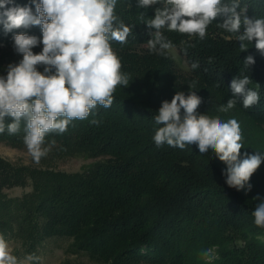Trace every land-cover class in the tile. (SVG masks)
Returning a JSON list of instances; mask_svg holds the SVG:
<instances>
[{
    "label": "trees",
    "instance_id": "obj_1",
    "mask_svg": "<svg viewBox=\"0 0 264 264\" xmlns=\"http://www.w3.org/2000/svg\"><path fill=\"white\" fill-rule=\"evenodd\" d=\"M239 2L248 7L249 18H264V0ZM14 4L32 7L35 13L32 0ZM157 7L143 9L137 0H117L115 15L132 31L126 43H110L129 85L116 87L110 107L98 104L86 119H73L63 133L45 137L51 158L94 157L91 163L69 171L12 162L0 155V236L14 243L11 254L17 262H37L44 240L60 235L72 238L68 251L84 252L104 264H264V240H257L264 228L252 215L261 201L251 198L264 197V162L249 180L258 182L255 191L247 185L238 191L226 184L222 170L227 166L212 150L200 154L195 144L184 149L157 147L153 140L162 126L154 120L162 101L171 102L178 91L187 95L190 88L202 99L198 114L237 120L242 154H264V56L255 41H245L249 49L241 52L235 35L218 27L222 17L208 25L203 39L161 29L165 41L184 56L183 69L169 48L162 54L159 46L155 52L149 50L153 37L145 23ZM22 32L42 38L40 26L5 33L0 24V48L7 63L22 59L12 39ZM42 47L33 52L40 53ZM249 55L255 64L248 70L243 60ZM193 63L198 64L196 69ZM38 70L42 72L43 66ZM237 75H248V87L259 93L258 103L249 108L230 90ZM230 98L235 106L221 111ZM11 122L5 117L0 139L24 145L25 122L21 120L19 131L9 134ZM15 186L29 189L12 195L8 190ZM212 247L216 254L210 258Z\"/></svg>",
    "mask_w": 264,
    "mask_h": 264
},
{
    "label": "clouds",
    "instance_id": "obj_2",
    "mask_svg": "<svg viewBox=\"0 0 264 264\" xmlns=\"http://www.w3.org/2000/svg\"><path fill=\"white\" fill-rule=\"evenodd\" d=\"M116 3L117 0H32L33 13L32 7L0 0V24L5 33L30 26H40L42 30V38L23 32L12 37L14 51L22 59L7 66L6 76L0 75V133L5 131V117L12 118L7 124L9 134L18 132L23 120L24 143L35 162L39 163L50 150L44 147L46 135L63 133L70 121L86 119L98 104L110 107L116 87L129 85L130 78L121 72V61L110 43H126L132 31L115 15ZM153 5L159 7L145 23L153 37L148 41L150 51H157L159 46L162 54L172 46L165 41L163 28L203 39L208 25L222 17L218 27L235 35L241 52L249 49L245 41H255V48L264 56V18H249L248 7H241L239 0H137L139 8ZM41 44L42 51L34 53L33 48ZM243 63L249 70L255 59L249 55ZM38 66H43L42 72ZM191 67L196 69L198 64ZM250 83L248 75H237L230 82L232 95L242 98L245 108L260 99L259 93L248 87ZM201 103V97L190 88L187 95L178 91L171 102L162 101L154 117L156 124L162 125L153 136L155 145L184 149L195 144L200 154L212 150L227 166L222 170L226 184L238 191L247 185L250 191V177L264 162V154H242L244 146L237 120L224 122L198 114ZM235 103L230 98L220 110L226 112ZM252 215L255 224L264 228V201L256 204ZM0 264H18L2 236Z\"/></svg>",
    "mask_w": 264,
    "mask_h": 264
},
{
    "label": "rangeland",
    "instance_id": "obj_3",
    "mask_svg": "<svg viewBox=\"0 0 264 264\" xmlns=\"http://www.w3.org/2000/svg\"><path fill=\"white\" fill-rule=\"evenodd\" d=\"M254 7V6H253ZM257 14L260 12V9L257 8ZM5 49V48H4ZM170 53L176 60V62L184 69L187 67L186 60L182 54H180L177 47H170ZM3 51L0 48V75H7V71L4 69L10 63H7V57L3 56ZM5 54V53H4ZM0 155L9 159L12 162H20L25 164H33V165H47L50 164L60 169H65L69 171L79 170L84 166L91 163L95 158L94 157H84L79 155H73L69 157H62V158H51L49 153L42 157L39 163L35 162L32 155L27 149V146L24 144L22 146H14L10 143L0 139ZM255 183L251 182L252 190L255 191V187L258 185V182L254 180ZM246 185L244 187V190ZM29 189L27 187H20L15 186L8 190V192L12 195L21 194L24 190ZM239 191H242L239 190ZM255 193V192H254ZM255 197L252 195L251 198L254 199ZM259 201H264V197H259V199H254ZM71 237L69 236H60V235H53L47 237L42 245L39 248L37 262L31 263L29 260H24L18 262V264H104L97 262L91 259L88 254L81 252V253H72L68 251V247L71 242ZM257 240H264V233L257 234ZM10 251H12V247L14 243L11 240H6ZM212 258L213 255L216 254L215 247L210 249Z\"/></svg>",
    "mask_w": 264,
    "mask_h": 264
}]
</instances>
